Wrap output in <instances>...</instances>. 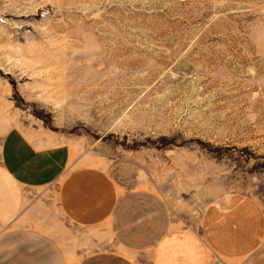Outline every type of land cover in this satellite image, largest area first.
I'll return each instance as SVG.
<instances>
[{"label":"rangeland","instance_id":"1","mask_svg":"<svg viewBox=\"0 0 264 264\" xmlns=\"http://www.w3.org/2000/svg\"><path fill=\"white\" fill-rule=\"evenodd\" d=\"M37 123L179 229L222 193L264 204V0H0V142ZM56 205L54 236L84 230Z\"/></svg>","mask_w":264,"mask_h":264},{"label":"crops","instance_id":"2","mask_svg":"<svg viewBox=\"0 0 264 264\" xmlns=\"http://www.w3.org/2000/svg\"><path fill=\"white\" fill-rule=\"evenodd\" d=\"M71 152L45 123L4 134L0 264H264V204L254 195L222 193L205 207L199 231L179 229L162 193L122 187ZM53 198L66 221L114 247L84 254V230L54 236Z\"/></svg>","mask_w":264,"mask_h":264}]
</instances>
